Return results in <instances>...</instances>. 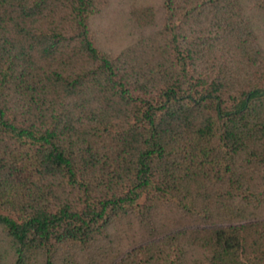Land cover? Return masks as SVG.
<instances>
[{"label": "trees", "instance_id": "obj_1", "mask_svg": "<svg viewBox=\"0 0 264 264\" xmlns=\"http://www.w3.org/2000/svg\"><path fill=\"white\" fill-rule=\"evenodd\" d=\"M107 3L0 0V264H264V0Z\"/></svg>", "mask_w": 264, "mask_h": 264}, {"label": "rangeland", "instance_id": "obj_2", "mask_svg": "<svg viewBox=\"0 0 264 264\" xmlns=\"http://www.w3.org/2000/svg\"><path fill=\"white\" fill-rule=\"evenodd\" d=\"M135 1L147 2L157 5L159 4L160 0ZM131 3L132 0H108L107 5H105L101 11L91 19V28L95 33L97 45L102 50L118 51L127 44L131 43V40L138 36V31L136 32V29H133V24L130 22V18L128 16L129 4ZM126 229H129V231L123 232L122 236L119 238L121 239L120 241L122 244L125 243L128 237H130V235L135 232V230L130 228V225H127ZM111 237L114 239V241H116L114 236L111 235ZM105 243L106 245H110L111 240L105 239ZM112 245H115V242ZM4 249L5 243L2 239H0V257L5 259L6 262L8 255L7 257L2 255ZM107 249L108 247L106 246L105 250ZM89 262L90 261H85L83 264H89Z\"/></svg>", "mask_w": 264, "mask_h": 264}]
</instances>
